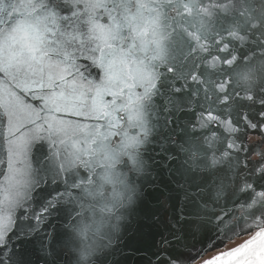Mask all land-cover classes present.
<instances>
[{"label":"water","instance_id":"water-1","mask_svg":"<svg viewBox=\"0 0 264 264\" xmlns=\"http://www.w3.org/2000/svg\"><path fill=\"white\" fill-rule=\"evenodd\" d=\"M126 6L118 18H130L123 34L133 30L139 63L135 103L115 135L58 145L55 183L36 148L14 154L11 172L0 151V207L13 241L61 195L60 210L22 245L23 264H209L264 230V0ZM92 15L107 23L99 9ZM95 43L85 35V48Z\"/></svg>","mask_w":264,"mask_h":264},{"label":"snow or ice","instance_id":"snow-or-ice-1","mask_svg":"<svg viewBox=\"0 0 264 264\" xmlns=\"http://www.w3.org/2000/svg\"><path fill=\"white\" fill-rule=\"evenodd\" d=\"M118 8L127 12L126 0H60L59 6L56 0H0V151L7 152V172L14 154L36 148L37 166L43 163L55 183L63 169L58 145L95 144L115 135L121 113L135 103L132 88L140 47L131 28L123 34L121 20L130 18H118ZM97 9L107 23L93 17ZM84 25L87 33L81 32ZM85 35L94 46L84 47ZM26 97L39 103H27ZM20 112L26 119L18 118ZM69 131L79 135L66 140ZM60 197L57 193L43 202L33 214L35 228L15 232V241L8 231L11 217L0 207V240L7 241L0 243V264H12L14 253L21 254L23 264L22 245L60 210ZM47 242L42 238V244ZM46 251L53 255L54 245Z\"/></svg>","mask_w":264,"mask_h":264},{"label":"rangeland","instance_id":"rangeland-1","mask_svg":"<svg viewBox=\"0 0 264 264\" xmlns=\"http://www.w3.org/2000/svg\"><path fill=\"white\" fill-rule=\"evenodd\" d=\"M244 246V247H243ZM243 250L235 257L225 259L226 256L232 253ZM215 263L218 264H264V230L253 236L250 240L240 245L239 247L227 252L219 257ZM213 261V260H211Z\"/></svg>","mask_w":264,"mask_h":264},{"label":"bare ground","instance_id":"bare-ground-1","mask_svg":"<svg viewBox=\"0 0 264 264\" xmlns=\"http://www.w3.org/2000/svg\"><path fill=\"white\" fill-rule=\"evenodd\" d=\"M243 247H244V246H243ZM242 251H243V250H238V251L232 253L231 255L226 256L225 259H229V258L235 257L236 254H238L239 252L241 253Z\"/></svg>","mask_w":264,"mask_h":264}]
</instances>
